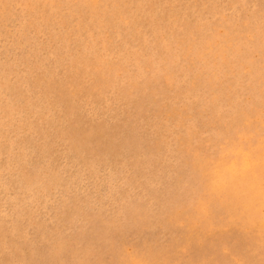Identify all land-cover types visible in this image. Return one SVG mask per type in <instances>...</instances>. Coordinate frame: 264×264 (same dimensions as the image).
I'll return each instance as SVG.
<instances>
[{"label":"clouds","instance_id":"obj_1","mask_svg":"<svg viewBox=\"0 0 264 264\" xmlns=\"http://www.w3.org/2000/svg\"><path fill=\"white\" fill-rule=\"evenodd\" d=\"M0 264H264V0H0Z\"/></svg>","mask_w":264,"mask_h":264}]
</instances>
